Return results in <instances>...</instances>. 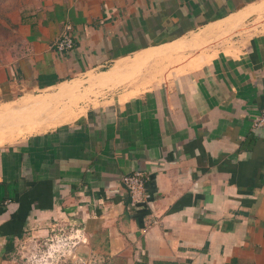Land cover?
Returning <instances> with one entry per match:
<instances>
[{
    "label": "crops",
    "instance_id": "obj_1",
    "mask_svg": "<svg viewBox=\"0 0 264 264\" xmlns=\"http://www.w3.org/2000/svg\"><path fill=\"white\" fill-rule=\"evenodd\" d=\"M263 15L264 0L29 4L0 63V103L19 102L0 112L21 115L0 142V264L66 221L89 264H264V19L205 51Z\"/></svg>",
    "mask_w": 264,
    "mask_h": 264
},
{
    "label": "rangeland",
    "instance_id": "obj_2",
    "mask_svg": "<svg viewBox=\"0 0 264 264\" xmlns=\"http://www.w3.org/2000/svg\"><path fill=\"white\" fill-rule=\"evenodd\" d=\"M35 1L36 0H0V63L7 61L19 50L18 46L21 45V35L18 32L17 20L20 18L22 11ZM263 19L264 15L252 19L250 21L251 23H246V25H244L243 28H240L236 34L232 33L229 35L230 33L228 32L221 33L224 35L215 39L216 41L211 40L212 43H218L210 49H208V47L205 51H210L208 53L213 54H216L217 52L219 53V50L222 49L229 51L227 48L229 46L231 48L233 45L235 46L237 40L242 41L246 35L254 33L256 29L251 31L250 27H252V25L254 26L255 23H262ZM214 50H217V52ZM195 52L196 50L192 53L194 54ZM49 93L50 92L43 93V96H37L36 98H33L32 101L37 99L44 100L46 97L50 96ZM56 93H60V91ZM17 103H14L11 106H14ZM80 103L84 104L85 102L78 101L73 104L76 107ZM90 104L93 105L97 103L93 101ZM3 106H7L6 108L9 107L8 109L11 108L9 104L5 105L0 103V107ZM6 117L12 119L14 115L10 113V111L7 113L1 111L0 126L4 127V118ZM81 226L80 223H70L66 221L64 224L53 228V230L51 229L48 233L36 234L35 236L30 235L31 238L27 239V241L20 246V251H18L16 256V262L18 264H89L90 260H95L96 257L85 256L84 251H79L81 246L84 247L85 243L88 244V240H85L84 238L85 235Z\"/></svg>",
    "mask_w": 264,
    "mask_h": 264
},
{
    "label": "built area",
    "instance_id": "obj_3",
    "mask_svg": "<svg viewBox=\"0 0 264 264\" xmlns=\"http://www.w3.org/2000/svg\"><path fill=\"white\" fill-rule=\"evenodd\" d=\"M75 41L71 33V27L67 26L56 43V47L61 51H70L74 48ZM255 127L264 128V110L253 117ZM124 184L129 189L132 197L136 201H143L147 197L145 193V184L147 182L146 174L142 171H134L131 174L124 176Z\"/></svg>",
    "mask_w": 264,
    "mask_h": 264
},
{
    "label": "bare ground",
    "instance_id": "obj_4",
    "mask_svg": "<svg viewBox=\"0 0 264 264\" xmlns=\"http://www.w3.org/2000/svg\"><path fill=\"white\" fill-rule=\"evenodd\" d=\"M165 54H166V53H165ZM164 57H165V56H164ZM65 104H66V103H65ZM28 109H29V111H30L31 108H28ZM27 111H28V110H27ZM29 111H28V112H29ZM68 111H69V110H68ZM70 111H71V110H70ZM39 113H40V111H38L37 114H39ZM19 116H21V115H17V117H19ZM29 116H31V115H30V112H29ZM17 117H16V118H12V119H14V123H13V124H5L4 127H3V126H0L2 129L5 128L6 125L8 126L7 128H5V129H3V130L0 131V142H1V141H5L8 137L11 136V134H10L11 132H10V131H11V130H14V127H13V126L16 125V123H17ZM48 117H49V114L46 112V113L43 114L42 117H41L40 114H39L36 118L39 119V121L43 120V122L47 123V122H48ZM12 119H11V120H12ZM62 120H63V119H62ZM33 123H35V122H33ZM50 123L53 124V123H55V122H50ZM17 124H20V123L18 122ZM30 124H31V123H30ZM48 124H49V123H48ZM21 125H23V124H21ZM16 127H18V126L16 125ZM16 127H15V128H16ZM40 127H41V126H40ZM16 133H17V132H15V135H16ZM12 137H13V136H12ZM15 137H19V135H18V136L16 135ZM6 141H7V140H6Z\"/></svg>",
    "mask_w": 264,
    "mask_h": 264
},
{
    "label": "water",
    "instance_id": "obj_5",
    "mask_svg": "<svg viewBox=\"0 0 264 264\" xmlns=\"http://www.w3.org/2000/svg\"><path fill=\"white\" fill-rule=\"evenodd\" d=\"M49 104H50V103H49ZM7 127H8V126L6 125V127H5V128H7ZM5 128H3V129H5ZM3 129H2V128H0V131H1V130H3Z\"/></svg>",
    "mask_w": 264,
    "mask_h": 264
}]
</instances>
